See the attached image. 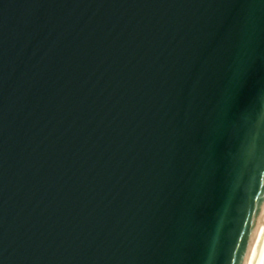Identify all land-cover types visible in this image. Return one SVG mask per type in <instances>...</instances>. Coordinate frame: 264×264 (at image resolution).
<instances>
[{
	"label": "water",
	"instance_id": "obj_1",
	"mask_svg": "<svg viewBox=\"0 0 264 264\" xmlns=\"http://www.w3.org/2000/svg\"><path fill=\"white\" fill-rule=\"evenodd\" d=\"M264 0H0V264H253Z\"/></svg>",
	"mask_w": 264,
	"mask_h": 264
},
{
	"label": "bare ground",
	"instance_id": "obj_2",
	"mask_svg": "<svg viewBox=\"0 0 264 264\" xmlns=\"http://www.w3.org/2000/svg\"><path fill=\"white\" fill-rule=\"evenodd\" d=\"M253 264H264V232Z\"/></svg>",
	"mask_w": 264,
	"mask_h": 264
}]
</instances>
